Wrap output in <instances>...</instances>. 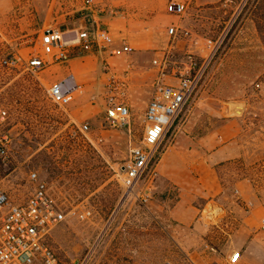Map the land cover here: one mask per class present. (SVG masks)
<instances>
[{
	"label": "rangeland",
	"instance_id": "obj_1",
	"mask_svg": "<svg viewBox=\"0 0 264 264\" xmlns=\"http://www.w3.org/2000/svg\"><path fill=\"white\" fill-rule=\"evenodd\" d=\"M84 1L0 0V105L7 116L2 129L12 139L8 160L0 163L2 186L13 201L22 202L33 190L30 170L46 180L66 214L49 239L63 264L223 262L230 254L225 200L236 194L234 182L250 179L256 202L264 203V0L207 1L179 24L171 41V65L181 63L189 52L200 62L214 53L167 132L164 150L175 142L188 159H196L201 148L231 141L240 154L218 166L226 198L202 201L199 215L206 233L179 227L170 215L178 189L159 179L161 161L148 200L137 197L143 182L124 197L115 169L129 157L131 147L140 144L144 101L129 104V123L114 125L107 117L109 92L98 78L91 87L80 83L72 100L60 106L47 88L54 80L53 68L67 61L52 62L38 72L25 68L30 55H43L37 38L24 40L25 18L37 30L76 26L87 15ZM12 54L22 59L10 68L3 59ZM98 65L103 75L109 71L105 60ZM114 89L131 100L127 86ZM232 103L243 108L232 110ZM83 123L89 126L85 133L79 130ZM210 208L216 209L213 217L206 214ZM258 236H264V229Z\"/></svg>",
	"mask_w": 264,
	"mask_h": 264
},
{
	"label": "crops",
	"instance_id": "obj_2",
	"mask_svg": "<svg viewBox=\"0 0 264 264\" xmlns=\"http://www.w3.org/2000/svg\"><path fill=\"white\" fill-rule=\"evenodd\" d=\"M177 1L187 3L182 15L168 10L169 0H85L82 7L87 11L86 16L109 30L113 42L102 50L77 51L65 66L53 68L52 83L68 73H73L79 83L88 87L94 85L98 78L100 86L109 92L108 100H125L124 94L114 89L115 85L125 84L132 97L131 100L126 98L128 104L142 100L147 105L151 83L157 75L153 59L170 51L171 41L175 38L170 35L169 27L175 26L177 31L180 23L190 19L192 13L201 10L207 1L212 0ZM86 16L72 27L86 25ZM24 21V40L37 38L40 43V30L43 27L37 30L36 24H31L26 18ZM36 31L37 37L34 35ZM124 43L133 49L123 51ZM113 49L118 51L113 52ZM100 60L109 64L106 65L109 71L105 75L99 69ZM44 76L48 78L47 72ZM235 147L230 141L201 148L202 153L196 159H188L184 147L175 142L164 150L159 170L163 178L159 179L178 189V198L170 215L179 227L206 233L207 225L199 215L202 201L207 204L211 200L226 198L227 186L219 175L218 166L240 155L235 152ZM233 185L236 194L225 200L230 215L226 223L230 226V254L235 250L240 251L238 264H264V236H258L259 230L263 229L264 203L256 202V194L247 177L238 179ZM250 204H253L252 207L247 208ZM205 252L209 255L212 253L208 250Z\"/></svg>",
	"mask_w": 264,
	"mask_h": 264
},
{
	"label": "built area",
	"instance_id": "obj_3",
	"mask_svg": "<svg viewBox=\"0 0 264 264\" xmlns=\"http://www.w3.org/2000/svg\"><path fill=\"white\" fill-rule=\"evenodd\" d=\"M186 9V2H168V10L174 14L181 15ZM168 31L176 37L175 26H170ZM112 42L111 32L95 21H91L90 25L65 29L44 26L40 30L43 55H30L25 60V67L38 72L52 62L68 61L77 51L102 50ZM132 49L127 43L122 45L123 51ZM117 51L113 49V52ZM213 53L203 62H200L194 52H189L181 63L173 65L169 57L170 51L153 59L157 75L151 83L140 144L131 147L129 157L115 169L124 186L125 198L142 182L144 186L137 197L142 201L150 197L151 185L159 173L158 166L164 152L167 132L197 89L203 70ZM21 59V56L12 54L3 59V64L10 68L16 67ZM80 88L81 84L75 75L68 73L50 84L47 92L56 104L63 106L72 100ZM108 101L109 120L114 125L129 123L131 111L126 100L122 98ZM6 118V111L0 105V163H5L10 156L12 139L9 132L2 129ZM88 128L87 123L79 126L83 133ZM28 177L33 183V190L22 202L13 201L0 180V264H63L49 239L52 229L65 219L66 214L50 193L46 180L36 170H30ZM215 210H207V216L213 217ZM262 228L264 229V223ZM239 257L240 251L235 250L217 264H238Z\"/></svg>",
	"mask_w": 264,
	"mask_h": 264
},
{
	"label": "bare ground",
	"instance_id": "obj_4",
	"mask_svg": "<svg viewBox=\"0 0 264 264\" xmlns=\"http://www.w3.org/2000/svg\"><path fill=\"white\" fill-rule=\"evenodd\" d=\"M231 108L232 110H235V111H241V109L243 108V105L241 103H232Z\"/></svg>",
	"mask_w": 264,
	"mask_h": 264
},
{
	"label": "trees",
	"instance_id": "obj_5",
	"mask_svg": "<svg viewBox=\"0 0 264 264\" xmlns=\"http://www.w3.org/2000/svg\"><path fill=\"white\" fill-rule=\"evenodd\" d=\"M86 19H87V25H90L91 20H89V18L87 16H86Z\"/></svg>",
	"mask_w": 264,
	"mask_h": 264
}]
</instances>
